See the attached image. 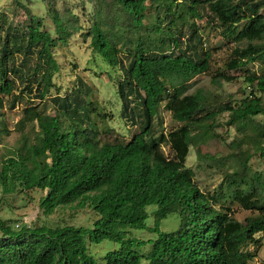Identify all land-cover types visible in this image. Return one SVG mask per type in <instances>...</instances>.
<instances>
[{
    "label": "trees",
    "instance_id": "trees-1",
    "mask_svg": "<svg viewBox=\"0 0 264 264\" xmlns=\"http://www.w3.org/2000/svg\"><path fill=\"white\" fill-rule=\"evenodd\" d=\"M150 1L161 2L167 19L177 0H101L112 4L115 22L109 23L106 13L98 10L85 34L91 51L109 67L118 66L122 71L123 79L118 82L121 111L138 126V132L128 142L115 138L99 144L88 109L78 101L58 99L63 117L71 120L68 127L59 117L42 114L28 105L17 127L23 130L28 123H35L36 138L25 141L0 165L3 194L40 190L45 192L39 201L45 216L59 207L76 205L92 208L99 218L92 229L22 226L14 230L0 222V264H98L88 252L87 241L99 245L104 240L120 246L107 252L102 264H140L142 259L148 264L251 261L253 256L245 248L259 246L256 235L264 233V182L259 174H249L248 155L237 152L238 169L226 176L212 195L198 189L194 173L185 163L191 147L200 156V146L214 137L209 133L222 113H228L227 124L234 125L238 132L250 128L249 137L255 149L262 152L264 126L256 127L253 119L264 116V104L252 94L235 104L210 110L203 107L200 94H187L190 81L208 72L210 56L198 54L196 31L189 35L177 32L174 20L164 29L153 26L154 37L141 36V30H146V3ZM187 1L194 18L204 17L206 22L213 19L225 37L246 44L231 52L225 64L228 73H248L247 66L263 58L259 42L264 40V16L259 14L260 4L246 0ZM200 11L207 16H201ZM24 13L25 32L6 36L0 48V109L4 103L12 104L4 102L7 97L16 99L27 94L31 102L43 101L56 88L53 79L59 65L54 47L58 41L66 43L70 28L81 31L74 28L73 15L61 16L50 7L57 33L53 38L43 30L41 19L26 8ZM121 47L127 63L120 58ZM218 79L231 82L233 77L218 73L213 81ZM245 80L264 93V76L247 74ZM162 105L183 125L166 137H155L154 121ZM84 120L88 122L85 127ZM162 144L168 145L170 157L161 151ZM223 199L236 201L256 215L240 223L230 216L228 208L216 207ZM150 206L157 207L151 229L146 225ZM172 214L180 219L178 229L161 232L160 221ZM146 229L156 237L144 241L128 236L130 230ZM145 245L149 250L143 255L138 250Z\"/></svg>",
    "mask_w": 264,
    "mask_h": 264
},
{
    "label": "rangeland",
    "instance_id": "rangeland-1",
    "mask_svg": "<svg viewBox=\"0 0 264 264\" xmlns=\"http://www.w3.org/2000/svg\"><path fill=\"white\" fill-rule=\"evenodd\" d=\"M246 1L260 4L259 14L264 16V0ZM146 5V19L143 23L146 30H141V36L154 37L153 26L161 25L164 29L171 20H174L177 32L189 35L196 31L198 39L195 41V46L198 54L202 56L203 53H207L210 56L208 72L190 81L187 85V94H200L203 107L210 110L224 104H235L252 94L261 98L264 104V93L259 92L255 86L249 85L245 80L247 74H255L259 78L264 76V56L247 66L248 73L244 70L228 73L225 64L229 61L231 52L235 48L245 47V43L236 44L225 37L222 34V28L213 19L206 22L204 17L194 18L188 10L187 0H177L167 19H164L160 1H150ZM50 7L61 16L73 15L76 18L72 20L73 26L80 28L81 31L75 32L73 28H70L68 31L71 37L66 40V43L58 41L54 47V58L59 65V72L53 79L56 88L43 101L34 99L31 102L27 94L22 98L4 99V102L12 103L15 108L12 104L4 103V108L0 109L2 115L0 117V165L4 158L25 141L30 142L36 138L38 129L35 123H28L23 130L17 127V123L23 117L22 111L28 105L35 107L42 114L59 117L63 126L68 127L71 120L63 117L59 106L61 101L58 99L68 97L72 103L74 100L78 101L88 109L89 122L95 126L99 144L112 142L115 138L128 142L138 132V126L134 125L129 118H125L121 111L118 82L123 79L122 71L118 66L109 67L94 54L89 46V38L85 37L98 10L106 13L109 23L115 22L110 2L105 4L101 0H0V48L3 47L6 36L11 37L25 32L27 23L25 8L31 15L41 19L43 30L50 32L53 38H57L53 20L49 14ZM200 15L207 16L203 11H200ZM121 22L125 24V19ZM259 43L264 50V40ZM123 51L124 48L121 47L120 58L123 63H127ZM218 73L229 74L233 80L224 82L218 79L214 82L213 78ZM26 84V82L20 84V87L23 88ZM14 94L18 95V92ZM132 100L134 102V97ZM228 119V113L218 115L214 120V128L209 133L214 137L200 146V156L196 148L191 147L186 159V168L193 171L195 185L204 194H216L226 176L238 169L237 152L248 155L249 174H259L264 182V150L259 152L255 149L256 145L249 137L252 134L250 128L240 133L234 125L227 124ZM207 123L210 124V122ZM253 123L256 127L264 126V116H256ZM87 124L85 120L82 123L83 127ZM182 125L173 120L171 114L162 105L154 121L155 137L160 135L166 137ZM161 151L166 157L171 156L167 144L161 145ZM44 196L45 192L40 190L3 194L0 189V222L6 223L14 230H19L22 226L48 228L74 226L92 229L93 223L99 218L92 208L87 206L80 208L76 205L59 207L45 216L39 208V201ZM216 207L228 208L230 216L240 223L256 215V212L245 210L231 199L219 200ZM156 209V206L147 208V228L151 229L154 226ZM179 223L178 215H169L160 221L159 230L161 232L176 231ZM128 236L146 241L154 239L156 234L147 229L130 230ZM256 238L259 246L249 245L245 248L253 256L249 264H264V233L256 235ZM119 246L107 240L99 245L87 241L88 252L98 264H102V259L107 252L116 250ZM148 250L149 245H145L138 251L146 255ZM140 264H148V262L142 259Z\"/></svg>",
    "mask_w": 264,
    "mask_h": 264
}]
</instances>
